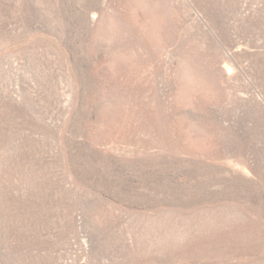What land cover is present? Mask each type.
I'll list each match as a JSON object with an SVG mask.
<instances>
[{
  "label": "rangeland",
  "instance_id": "374dc122",
  "mask_svg": "<svg viewBox=\"0 0 264 264\" xmlns=\"http://www.w3.org/2000/svg\"><path fill=\"white\" fill-rule=\"evenodd\" d=\"M0 264H264V0H0Z\"/></svg>",
  "mask_w": 264,
  "mask_h": 264
}]
</instances>
